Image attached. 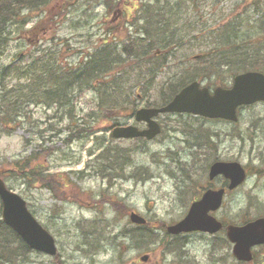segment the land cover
<instances>
[{
  "label": "rangeland",
  "instance_id": "obj_1",
  "mask_svg": "<svg viewBox=\"0 0 264 264\" xmlns=\"http://www.w3.org/2000/svg\"><path fill=\"white\" fill-rule=\"evenodd\" d=\"M168 1L182 9L177 14L184 21L176 26L181 39L154 81L145 83L141 75L153 72L156 50L141 63L134 57L116 61V92L101 79L74 90L71 100L61 104L29 96L16 116L18 124L0 133V177L26 199L59 249L52 256L30 248L25 264H264V244L252 247L251 261H238L224 231L175 237L165 229L209 186L205 176L217 159L239 161L248 176L215 214L234 223L258 216L257 208H264V102L242 106L237 122L189 113L159 115L162 131L149 141L111 135L116 124L136 123L135 109L161 104L168 85L196 55L215 47L214 37L228 26H235L238 42L246 46L264 42V0ZM145 2L52 0L42 11H28L24 25H11L12 38L0 47V68L12 65L9 75L0 70V95H30L35 86L31 75L36 77L48 60L58 58L59 65L75 67L108 39L118 41L123 51V41L137 36L127 18L145 17L133 7ZM140 64L142 70H137ZM218 79L203 83L213 88L232 81L229 76L223 83ZM82 117L90 119L94 131L75 137L73 128L82 125ZM114 145L123 147L121 166L106 157ZM28 157L26 166L22 161ZM131 210L147 218L151 235L141 236V228L130 220ZM144 254L147 260L141 259Z\"/></svg>",
  "mask_w": 264,
  "mask_h": 264
},
{
  "label": "trees",
  "instance_id": "obj_2",
  "mask_svg": "<svg viewBox=\"0 0 264 264\" xmlns=\"http://www.w3.org/2000/svg\"><path fill=\"white\" fill-rule=\"evenodd\" d=\"M51 1L0 0V47L7 44L8 40L12 38L11 25L16 24L18 21L24 25L30 15L28 11H42ZM179 2L180 0L176 3ZM172 5L168 0H146L143 5L136 3L133 7L136 11L142 9L145 17L135 14L131 18H127L128 21L132 20L131 22L134 23V32L137 33V36L128 43L123 41V51L119 49L118 41L111 42L108 39L92 53H87V60H80L75 67L59 65L58 58H54L53 62L48 60L47 65L39 70L36 77L31 75L35 86L30 95L26 92L25 97L20 98L22 95L13 96L9 92H3L0 95V133L5 130L9 131L13 129L15 123L18 124L16 116L23 108V100L28 101L29 96L32 101L61 104L66 102L67 97L71 100L74 90H79L80 87L85 85L94 84L93 81L98 82L101 79L108 89H114L112 92H116L119 79L118 70L113 71V68L117 67L115 66L116 61L126 63V58L134 57L136 61L140 62L150 58L151 52L156 50L157 55L152 57L153 60L154 58L157 59L153 72H150V74L148 72L146 75L149 74V76L147 77L141 75L145 83L154 81L159 67L166 61L167 56L176 50L177 47L175 46H178L181 39L176 26L184 21L177 14V10L182 9L180 6L173 7ZM141 20H144L145 23L141 24ZM129 33L130 31L127 34ZM111 34L116 37L113 32ZM214 39L217 45L196 55L191 65L185 69L184 74L176 77V81L168 85L161 104L168 102L181 87L192 80L203 81L206 79L210 82L211 78L215 80L219 78L218 82L223 83L222 79L227 76L232 77L240 71L253 69L264 72V42L260 41L255 46H246L244 43L238 42L239 38L235 26H228L218 33ZM249 48H253L252 51H249ZM205 52L207 55H203ZM99 56H101L100 59H98ZM215 61L217 63H214ZM139 67L137 70H142V64ZM95 69L98 71H95ZM0 70L2 76L9 75L12 71V65H4ZM119 72L123 73L122 70H119ZM129 72L133 73L135 71L131 69ZM101 73L102 75L98 78ZM223 85L225 84L223 83ZM22 87L25 90L26 85H22ZM104 91H107V89ZM107 110H110V108H107ZM70 118L74 121L73 115H70ZM80 119V117H77L76 121ZM82 119L84 120L82 125L77 124L73 128L74 133L72 135L75 137L88 135L94 131L88 125L90 119H84V117ZM125 151L130 152L129 150ZM123 153V147L114 145V147L107 149L106 157L109 161L115 162V165L121 166L124 164ZM28 161L30 162L29 157L22 162L28 166ZM125 167L126 165L123 169ZM256 212L258 215H264V208H257ZM247 219L245 218L244 221ZM138 227L142 230L141 234L143 235L141 236L152 234L148 223L138 225ZM29 250L30 248L21 237L0 217V264H25L29 261ZM59 264L64 263L60 261Z\"/></svg>",
  "mask_w": 264,
  "mask_h": 264
},
{
  "label": "water",
  "instance_id": "obj_3",
  "mask_svg": "<svg viewBox=\"0 0 264 264\" xmlns=\"http://www.w3.org/2000/svg\"><path fill=\"white\" fill-rule=\"evenodd\" d=\"M264 101V73L257 70L240 72L233 77L229 87L217 86L211 90L208 86L194 80L177 92L174 97L161 107H141L136 110L137 120L148 121L149 128L139 129L136 125H117L112 134L115 137L147 136L151 138L160 132L159 124L152 119L160 112H189L207 117H221L237 120V108L240 105ZM223 173L231 180L232 189L246 178L245 168L238 161H217L210 167V177ZM225 189H208L202 197L190 206L186 216L167 226L170 233L203 230L216 232L223 227L211 210L220 207ZM1 217L32 248L50 255L57 253L53 234L49 232L33 215L27 201L16 191L9 188L0 178ZM130 219L136 223H145L146 219L135 211ZM226 235L233 243L232 252L238 259L250 260L252 247L264 243V216L257 217L243 224L229 223L225 226ZM147 256H143L145 259Z\"/></svg>",
  "mask_w": 264,
  "mask_h": 264
},
{
  "label": "flooded vegetation",
  "instance_id": "obj_4",
  "mask_svg": "<svg viewBox=\"0 0 264 264\" xmlns=\"http://www.w3.org/2000/svg\"><path fill=\"white\" fill-rule=\"evenodd\" d=\"M207 172H208V170H207ZM222 177L224 178V180L221 179ZM205 179H206V181L208 180V184H209V186L207 188H209V187L217 188V187H220L223 185L227 186V183H228L227 179L222 175H218V176L211 178V177H208V173H207L205 176ZM218 180H221V181H218ZM218 182H219V184H217ZM201 191H204V190H200V192ZM201 193H203V192H201ZM200 196H201V194L198 197H200Z\"/></svg>",
  "mask_w": 264,
  "mask_h": 264
}]
</instances>
